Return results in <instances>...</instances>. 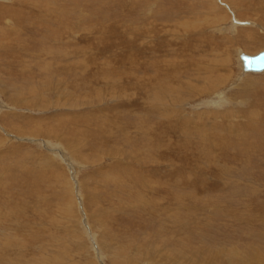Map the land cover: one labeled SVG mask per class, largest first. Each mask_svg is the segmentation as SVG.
<instances>
[{"label": "rangeland", "instance_id": "1", "mask_svg": "<svg viewBox=\"0 0 264 264\" xmlns=\"http://www.w3.org/2000/svg\"><path fill=\"white\" fill-rule=\"evenodd\" d=\"M262 50L264 0H0V264L263 258Z\"/></svg>", "mask_w": 264, "mask_h": 264}, {"label": "bare ground", "instance_id": "2", "mask_svg": "<svg viewBox=\"0 0 264 264\" xmlns=\"http://www.w3.org/2000/svg\"><path fill=\"white\" fill-rule=\"evenodd\" d=\"M187 28V27H186ZM183 29H184V27H183ZM250 36V35H249ZM252 36V35H251ZM251 38V37H250ZM242 53H244V52H239V54H240V56H239V59H240V61H241V69H243V71H241V72H255V73H262V72H264V70H262V71H246V70H244V68H243V62H242V60H241V54ZM258 54V53H257ZM256 55V54H255ZM228 60V59H227ZM230 61V60H229ZM192 62V61H191ZM225 62V61H224ZM228 62V61H227ZM210 66V65H209ZM209 66H205L204 68H208ZM180 67V66H179ZM201 68V67H200ZM210 69L211 68H213L212 66H210L209 67ZM214 68H218V66H214ZM170 69V68H169ZM168 69V70H169ZM195 69V68H194ZM180 70V69H179ZM183 70V69H182ZM182 70H181V72H182ZM187 70V69H186ZM199 70V69H198ZM197 70V71H198ZM206 70V69H205ZM219 70H220V68H219ZM172 71V70H171ZM170 71V72H171ZM179 71H177V73H178ZM184 72V71H183ZM204 72V71H203ZM215 72V71H214ZM212 74H213V72H211ZM254 73V74H255ZM204 74H206V72L204 73ZM198 75V74H197ZM175 76V75H174ZM213 76V75H212ZM240 77H241V75H239ZM198 77H199V75H198ZM164 79V78H163ZM180 79V78H179ZM195 79V78H194ZM198 79V78H197ZM205 79V78H204ZM229 78H228V75L227 74H217V75H215L214 77H212V79H210V80H208V77H207V82H206V84L204 85L203 83H200L199 84V86H203V88H201V89H197V88H195L194 86H193V88H195V89H197V93H205L206 91H213V89L215 90V89H217L222 83H225V81H227ZM205 81H206V79H205ZM177 82V81H176ZM181 82H183V80L181 81ZM187 83H189V81L187 82ZM192 83V82H191ZM190 83V84H191ZM198 83V82H197ZM237 83V82H236ZM183 84V87H184V83H182ZM195 84V83H194ZM193 85V84H192ZM175 86V85H174ZM179 86V85H178ZM198 86V87H199ZM157 87V86H156ZM160 87V86H159ZM171 87H173V86H171ZM164 89V88H163ZM173 89H174V87H173ZM176 89V88H175ZM174 89V90H175ZM180 89H181V87H180ZM183 89H185V88H183ZM156 91L154 92L155 93V95H157V97H158V99H160V100H163V99H165V95L164 96H162L163 95V92L162 91H157V88L155 89ZM159 90H161V88L159 89ZM166 90V89H165ZM191 92L192 91V87L191 86H188L187 87V92H189V91ZM223 90V89H222ZM169 91H171V90H169ZM179 91V90H178ZM182 91V90H181ZM171 92H173V91H171ZM177 92V91H176ZM184 92V91H183ZM183 92L182 93H180V92H178L179 94V96L183 99V96H181L182 94H183ZM189 92V93H190ZM225 91H221V92H219L218 93V97L217 96H215V97H213V95H210L209 97L210 98H208V99H203L202 101L204 102V103H208V102H211L212 104H215V105H212V106H216V107H222L223 108V106H224V103H225V101H224V95H222L223 93H224ZM193 93V92H192ZM225 94V93H224ZM172 94H170V96H171ZM174 95V94H173ZM194 95V94H193ZM196 95V94H195ZM199 95H201V94H199ZM167 96V95H166ZM188 96H190V95H188ZM173 97V96H172ZM217 97V98H216ZM176 98H177V96H176ZM180 98V99H181ZM186 98V96L184 97V99ZM170 99V98H169ZM175 99V98H174ZM226 99V98H225ZM210 100V101H209ZM177 102V101H176ZM173 103V102H172ZM183 103V102H182ZM161 104V103H160ZM165 104H167L166 102H165ZM174 104H175V102H174ZM163 105V104H162ZM204 104H202V102H201V105L200 106H203ZM223 105V106H222ZM195 106H197L196 104H195ZM199 106V105H198ZM206 106H208V105H205V106H203V107H206ZM154 107V106H153ZM168 107V106H167ZM175 107V106H174ZM158 108H160V106L158 107ZM160 109H162V108H160ZM165 110H167L166 108H164ZM172 109V108H171ZM174 109V108H173ZM195 109V108H194ZM205 109V108H204ZM157 110V109H156ZM170 110V109H169ZM176 110V109H175ZM175 110H174V112H175ZM201 110V109H200ZM216 110V109H215ZM152 111V110H151ZM161 111V110H160ZM171 111V110H170ZM169 111V112H170ZM158 112V111H157ZM162 112H164V111H162ZM220 114V112H219V110L218 111H210L209 109L207 110V109H205L204 111H202V112H200L199 113V115H207V117L208 116H211V115H213V114ZM228 113H230V111H228ZM228 113L226 112V113H222V115L221 116H227L228 115ZM171 114H173L172 112H171ZM179 114V113H178ZM184 114V113H183ZM198 115V116H199ZM257 115V114H256ZM190 116V115H189ZM235 116V115H234ZM201 117V116H200ZM185 120H187V122H188V119H185ZM184 121V120H183ZM201 121V120H200ZM184 122H186V121H184ZM174 123V122H173ZM10 135V134H9ZM13 135V134H12ZM252 255V254H251ZM215 256H218V254L216 253V255ZM255 256V255H254ZM177 257V256H176ZM211 257V256H210ZM101 258V257H100ZM179 258V257H178ZM181 258H183V257H181ZM231 258H233V256L231 257ZM236 258V257H235ZM230 259V262H228L227 260H224L223 258H219V259H216V258H212V260L215 262V263H217V264H264V257L263 258H260V257H258V259H256V256H255V258L254 259H252L251 261H249V260H246V259H242V258H236V259ZM184 260H185V258H184ZM187 260V259H186ZM200 260V259H199ZM198 260V261H199ZM207 260V259H206ZM102 261V260H101ZM189 261V260H188ZM192 261V260H191ZM191 261H189V262H191ZM209 261H211V259H209ZM167 262V261H166ZM172 262V261H171ZM188 262V263H189ZM158 263H160V262H158ZM168 263V262H167ZM169 263H170V261H169ZM176 263V262H175ZM182 263H184V262H182ZM214 263V264H215ZM141 264V263H140ZM179 264H181V263H179ZM193 264H195V263H193Z\"/></svg>", "mask_w": 264, "mask_h": 264}, {"label": "water", "instance_id": "3", "mask_svg": "<svg viewBox=\"0 0 264 264\" xmlns=\"http://www.w3.org/2000/svg\"><path fill=\"white\" fill-rule=\"evenodd\" d=\"M243 68L246 71H262L264 70V50L256 55L241 54Z\"/></svg>", "mask_w": 264, "mask_h": 264}]
</instances>
